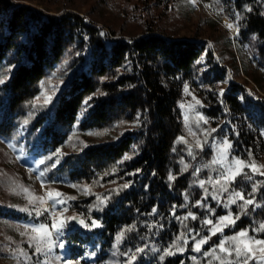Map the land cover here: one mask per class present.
Here are the masks:
<instances>
[{
	"label": "trees",
	"instance_id": "obj_1",
	"mask_svg": "<svg viewBox=\"0 0 264 264\" xmlns=\"http://www.w3.org/2000/svg\"><path fill=\"white\" fill-rule=\"evenodd\" d=\"M203 1L218 20L238 27V36L227 41L236 47L230 60L223 53L217 59L198 38L177 37L180 20L195 12L190 0H66L54 12L50 6L61 0H0V135L14 139L28 125L45 153L68 152L55 171L68 181L73 211L89 225L68 235L70 244L97 235L108 253L123 235L135 252L156 248L159 260L186 236L210 237L204 221L215 223L227 198L206 208L197 177L182 168L188 156L179 142L186 134L185 85L204 103L215 129L211 138L228 126L232 158L247 165L264 155V99L249 98L236 83L222 92L226 65L238 63L236 52L245 72L251 61L264 73V0ZM260 76L253 81L263 88ZM54 81L62 82L59 94L50 106L38 107L42 87ZM243 172L233 186L254 204L245 206L232 232L248 230L264 240V231L256 230L264 223V176L248 167ZM92 221L99 226L91 227ZM186 247L189 256L159 264H205L194 241ZM78 258L74 253L71 262L84 264Z\"/></svg>",
	"mask_w": 264,
	"mask_h": 264
},
{
	"label": "rangeland",
	"instance_id": "obj_2",
	"mask_svg": "<svg viewBox=\"0 0 264 264\" xmlns=\"http://www.w3.org/2000/svg\"><path fill=\"white\" fill-rule=\"evenodd\" d=\"M63 1L66 0H61L56 5L52 4L50 9L54 12L57 8H62ZM194 6L195 12L188 18L180 20L182 21V25L178 26L176 32L174 31L177 37L186 39L198 38L200 42L205 43L206 51H212L217 59H220L223 53L230 60L228 53L232 50L236 51V47L233 45L232 48H229L227 41L229 37L234 39L238 36V27L236 34L230 32L224 26V21L228 19L218 20L211 7L203 0H195ZM87 9L88 6H82L80 11L86 12ZM236 56L238 58L236 65H232L231 63L226 65L227 79L222 92L224 93L231 83H236L242 86L249 98L264 99V81H261L263 88H260L253 81V77H258L259 75L264 79V73L258 70L250 60H248L250 61L248 73L245 72L237 52ZM255 69H257V74L255 73ZM61 88L62 82L60 81L51 82L49 85L45 84L36 100V105L38 107L50 106ZM203 108L204 103L197 97L194 91L187 88L185 99L181 104L186 134L179 139V142L185 145L188 156L181 162V165L184 170L190 169L193 171V174L197 177L198 183L196 188L198 187L202 202L204 201L203 205L206 208L209 209L214 202L220 203L222 198L226 196L227 205L224 208L223 214L218 215L216 222L220 217L231 213L235 218V223L223 228V231L231 230L230 234H223V232L215 234L216 236L221 235L219 239L221 241L237 234L232 231L240 224L239 216L243 213L245 207H241L243 201L239 199L234 204H228L231 194L238 191L233 186L235 182L226 185L227 191H221V185L215 183L221 179L220 173L224 170L222 165L212 164L213 158L217 155L215 146L225 140L229 141V132L227 131L228 126L225 125L218 130V137L211 138L215 129L210 126L208 119L204 116ZM205 121L207 122L205 123ZM28 128V125L21 127L14 139H6L0 135V212H7L5 215H0V264H74V262H71V257L74 253L79 255L78 261H83L84 264H129L130 258L134 255L135 259L131 261V264L142 262L144 264H159V260L161 259L154 258V253L157 252L156 248L147 250V247L143 245L138 247L142 251H137L136 249L135 252L131 246H126L125 241L127 237L123 235H120L119 241L116 242L113 249L108 253L102 252L97 235H90L89 242L70 244L67 241L68 235L85 228L80 223L83 220L81 216L73 211V206L75 205L74 198L65 187L68 181L55 171L65 161L68 152L60 151L57 154L45 153L38 147L37 142L34 141L35 138H30ZM75 139L79 140L74 135L72 140ZM198 142L202 147L197 146ZM190 151L192 155H189ZM231 159L232 157L229 154V160ZM224 163L227 164L228 161L226 160ZM256 165L259 168L257 172L254 173L250 168L248 169L255 175H261L260 173L264 172V167L259 166L264 165V155ZM200 181H204L203 187L200 186ZM50 192L53 194V199L59 200L61 203L53 204L52 199L48 196ZM57 192L61 194L59 197H55V193ZM85 193L89 194L87 188ZM37 197H43L44 203L41 204L36 199ZM213 197L216 198L214 199ZM30 201L33 202L30 203ZM100 202L103 203L101 200ZM45 208L50 211L44 212L41 216L36 215L37 209L43 211ZM212 209V214H217L215 206ZM235 209H237L238 214ZM71 217L79 219L81 229L76 227V219H69ZM189 217L191 218V216ZM59 220L67 222L62 236L57 238V234L53 232L51 249L49 250L48 244L41 243L40 247L42 251L37 253L36 241L31 239L32 236L36 235V233L32 232V227L39 224L51 225L52 222ZM243 231H247L249 236H251L248 230ZM82 233L85 234L86 232ZM209 233L210 239H212L215 235L210 231ZM191 234H193V231L189 230L188 235ZM188 237H184L183 241H177L175 245L168 246L167 250L163 251V260L166 259L165 257H175L178 254L189 256L186 252V243L194 241L195 249V241L204 238V236L200 237L196 234L192 235L191 238ZM148 238L145 237L144 239L147 240ZM154 239H157L156 236ZM210 239L202 246L200 252L194 250L195 255L198 254L200 256L202 254L200 257L205 259V264H222V261L240 264L235 253L232 256H227L225 253L219 251L218 245L211 247L208 252H205L204 246L210 244ZM61 243L63 247L59 246ZM214 249L215 252H213ZM168 250H171L172 254L166 255L165 253ZM195 255L193 259L198 258ZM216 257H220L221 259H217ZM195 261L198 260L196 259ZM249 264H257V262L250 260Z\"/></svg>",
	"mask_w": 264,
	"mask_h": 264
},
{
	"label": "snow or ice",
	"instance_id": "obj_3",
	"mask_svg": "<svg viewBox=\"0 0 264 264\" xmlns=\"http://www.w3.org/2000/svg\"><path fill=\"white\" fill-rule=\"evenodd\" d=\"M193 5H195V0H190ZM229 28L232 27L231 24L228 25ZM4 83V80H0V84ZM185 90L187 91V85H185ZM222 95V93H221ZM47 102V101H46ZM207 121H205L206 123ZM27 123V121H25ZM214 131V130H213ZM198 147H202L199 142L197 144ZM217 155L213 158L212 164H220L223 166V171L220 173L221 179L217 180L215 183L221 185V191H227V184L228 183H234L237 176L245 175L243 172V169L245 167H248L251 169L252 172H257L259 170L258 166L255 164V162H252L250 164H245L243 160L232 158L229 160V154L231 151V144L228 140L223 141L221 144H218L215 146ZM189 155H192L191 151L189 152ZM228 161L227 164H225V161ZM264 167V165L259 166ZM199 171V170H197ZM261 175H264V172L260 173ZM170 180H173L174 177L169 176ZM223 181V183H222ZM200 186H204V181H200ZM124 187H128L127 184L124 185ZM253 191H255V186H253ZM60 193H55V197H59ZM49 198L52 199L53 204H59L61 201L53 199V194L50 192L48 194ZM214 199L216 197H213ZM37 200L41 202V204L44 203L43 197H37ZM237 199L243 201V204L241 207H245L247 205L254 204V200L251 198L245 199V194L243 192H233L231 196L228 199V204H234L237 202ZM33 201H30L32 203ZM200 203V202H198ZM50 211L49 209L45 208L43 211L40 209L36 210V215L41 216L44 214V212ZM189 216H191L192 219H196V217L189 213ZM71 220H75V217L69 218ZM187 219V217H185ZM82 225L85 227H89V225L85 224L83 220L80 221ZM204 223L206 225L211 226L210 232L215 235L218 232H222L224 227L231 226L235 223V218L232 216L231 213L222 216L219 218L217 222L214 223L213 220L208 219L205 220ZM67 226V222L65 220H59L54 221L51 223V225L48 224H39L38 226L32 227V232L36 233V235L32 236L31 239L36 241V252L39 253L42 251L40 244L46 243L49 245V250L51 249L52 244V237L53 232L57 234V238L62 236L63 229ZM96 221L91 222V227H98ZM257 231H264V223H261L259 225V228L256 229ZM120 237H117V240L119 241ZM208 239L210 237H204L199 240L195 241V251L200 252L201 248L204 244L207 243ZM228 245V247H226ZM60 247H63V244L61 243L59 245ZM218 249L221 253H225L227 256H232L233 253H235V256L237 260L240 262V264H249L250 260H254L257 262V264H264V240L262 239H256L255 237L249 236L247 231H240L236 235L227 238L226 240H221L218 244ZM182 250V249H181ZM137 251H142V249H137ZM215 252V249L213 250ZM166 255H170L171 250H168ZM164 257L161 256L160 259L162 260ZM217 259H221L220 257H216ZM135 259V256L130 258L129 264H131V261ZM222 264H231L230 261H222Z\"/></svg>",
	"mask_w": 264,
	"mask_h": 264
},
{
	"label": "bare ground",
	"instance_id": "obj_4",
	"mask_svg": "<svg viewBox=\"0 0 264 264\" xmlns=\"http://www.w3.org/2000/svg\"><path fill=\"white\" fill-rule=\"evenodd\" d=\"M231 24L232 27L229 28L228 25ZM224 26L230 31L232 32L233 34H236L237 33V25L229 20H225L224 21Z\"/></svg>",
	"mask_w": 264,
	"mask_h": 264
},
{
	"label": "water",
	"instance_id": "obj_5",
	"mask_svg": "<svg viewBox=\"0 0 264 264\" xmlns=\"http://www.w3.org/2000/svg\"><path fill=\"white\" fill-rule=\"evenodd\" d=\"M75 225H76V227H77L78 229H81V228H82V227H81V224L79 223V219H78V218L75 220Z\"/></svg>",
	"mask_w": 264,
	"mask_h": 264
}]
</instances>
